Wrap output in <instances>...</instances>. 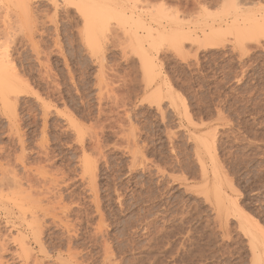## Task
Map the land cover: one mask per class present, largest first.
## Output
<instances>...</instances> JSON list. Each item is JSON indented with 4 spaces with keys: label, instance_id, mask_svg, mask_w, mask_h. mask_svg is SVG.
Returning <instances> with one entry per match:
<instances>
[{
    "label": "rangeland",
    "instance_id": "obj_1",
    "mask_svg": "<svg viewBox=\"0 0 264 264\" xmlns=\"http://www.w3.org/2000/svg\"><path fill=\"white\" fill-rule=\"evenodd\" d=\"M194 1L166 0L168 10L162 12V1L143 0L134 10L142 17L156 16L158 10L156 17L167 25L177 22L167 21L168 14L189 5L194 14L182 9L180 16L192 34L197 21ZM210 1L216 4L208 21L230 16L221 0ZM0 7L8 27L0 28V45L9 47L26 88L19 96L16 130L0 104V179L14 169L20 177L30 173L38 178L47 170L65 180L58 179L64 196L61 207L70 209L67 220L73 229L70 236L47 220V256L28 237L34 260L254 264L252 248L264 244V34L223 31L203 46L194 39L196 31L191 36L184 32L192 41L183 36V42L179 35L175 46V37L163 40V25L154 24V34L148 37L147 30L130 27L134 23L129 18H116L101 32L102 48L96 50L80 35L85 23L77 8L56 10L52 0H33L34 26H29L28 18H19L10 2ZM45 104L50 106L46 128ZM72 123L83 130L84 142ZM83 157L97 159L96 193L81 180ZM3 189L4 196L11 192ZM219 191L227 208L216 203ZM55 210L64 216V209ZM16 215L0 216L3 239H13L0 253L4 264L25 260L14 240L19 230L13 224H21ZM67 243L74 246L77 260L69 258ZM258 247L264 259V245Z\"/></svg>",
    "mask_w": 264,
    "mask_h": 264
},
{
    "label": "bare ground",
    "instance_id": "obj_2",
    "mask_svg": "<svg viewBox=\"0 0 264 264\" xmlns=\"http://www.w3.org/2000/svg\"><path fill=\"white\" fill-rule=\"evenodd\" d=\"M5 1L10 2V4L13 6V10L16 12V14H18V17L21 18L22 20H24L23 18L27 19L28 18V22H29V26H34L33 23V14H32V2L33 0H0V6L2 3H5ZM140 1L143 0H52V3L55 7L56 10H58L61 7H65L67 8H77V10L80 11L81 13V18L85 23V28L83 31H80V35L82 36L83 40H85L87 42V46L89 44V46L93 49L97 48L99 49V46L101 47L100 42H99V36L101 34V32H103L104 30H107L110 26V21L113 19L115 20H121L122 19H127L129 18L134 24L130 25L137 27V25L139 26V28H137L138 30L140 28H143L144 30H147L148 32L147 35L149 36H153V31H155V25L154 24H159L160 26L163 25L164 29L166 30V34L163 38L164 41H167L168 39H170V41L174 40L176 42H174V40L171 42V45L178 44L177 43V39L182 36L181 41H183L185 34L190 32V35L187 36H191L192 34L197 33L196 37L194 36V39L196 42H199L200 45L203 44L204 46V42L205 43H210V41L212 40L213 35L216 33H223L224 32H229L230 30H235L236 31H240L243 32L245 31V33H249V32H253V31H261V33L264 34V0H221L222 4L225 8L228 9V11L230 12V16L223 18L220 21H216L214 20L213 22L208 21V19L206 18V16L211 15V11L210 8L213 6V4L215 3V1L211 2L210 0H195L194 1V6H195V11L197 13L196 17H197V21L195 22V31L191 34V30L189 29V32L186 30V28L184 27V24H182V21H184L182 19V17L180 16L181 14V10L183 9V13H186L190 10V6L189 5H185L180 6L177 10H175V13H173L172 15L168 14V18L164 17L165 19L167 18V21L173 20L177 21L175 25H177V27L179 29H176L175 26H173L170 22L166 25L163 24V19H160V17H156L157 15H159L158 13L160 11H158L157 9H159L162 5H157L155 8H153L154 10H157V13L155 11V13L157 14L152 15L151 12L149 15H152L151 17H142L140 14L137 15L138 13L134 10L136 4ZM145 1H149L151 2H155V1H162L163 2V6L164 3L166 2V0H145ZM187 1V0H186ZM179 2V1H178ZM189 4V3H188ZM216 4V3H215ZM214 4V5H215ZM87 5V6H86ZM149 5V4H148ZM155 5V4H154ZM160 6V7H159ZM252 6V7H249ZM11 7V6H10ZM153 7V6H152ZM164 8H166L165 6L162 8H160V10L163 12ZM168 8V6H167ZM166 8V9H167ZM1 9V7H0ZM174 9V8H172ZM4 10V9H3ZM65 10V9H64ZM168 10V9H167ZM170 10V9H169ZM166 11V10H165ZM223 11V10H222ZM226 11V10H225ZM227 11V12H228ZM141 12V11H140ZM161 12V13H162ZM192 12V11H191ZM149 13V12H148ZM168 13V12H167ZM171 13V11H170ZM193 13V12H192ZM222 13V12H221ZM147 14V13H146ZM166 14V13H165ZM194 14V13H193ZM219 14V13H218ZM228 14V15H229ZM3 15V14H2ZM0 13V28L2 27V25L4 26L5 30L8 29V27L5 26V17L7 16H2ZM188 15V14H187ZM216 15V14H215ZM14 16V15H13ZM139 16V17H138ZM161 16V15H160ZM186 16V15H185ZM212 16V15H211ZM4 17V18H3ZM195 17V18H196ZM216 17V16H215ZM117 18V19H116ZM163 18V17H162ZM217 18V17H216ZM7 19V18H6ZM68 19L70 20V18L68 17ZM182 19V20H181ZM8 20V19H7ZM16 20H14L15 22ZM71 21V20H70ZM188 21V20H187ZM186 21V22H187ZM20 22V19H19ZM27 22V23H28ZM116 22V21H115ZM124 22V21H123ZM185 22V21H184ZM183 22V23H184ZM117 23V22H116ZM120 23V22H119ZM9 24V23H8ZM118 24V23H117ZM125 26V22L123 23ZM186 24V23H185ZM12 25V24H11ZM18 25V24H17ZM67 25V24H66ZM71 25V24H70ZM127 25V24H126ZM16 26V25H15ZM113 25H111L112 27ZM128 26V25H127ZM159 26V29H160ZM190 26V25H189ZM188 26V27H189ZM42 27V26H41ZM115 27V26H114ZM119 27V26H118ZM158 27V26H157ZM187 27V25H186ZM27 28V27H26ZM31 28V27H30ZM28 27V29L31 31ZM43 28V27H42ZM110 29V28H109ZM3 30V29H2ZM28 30V32H30ZM33 30V29H32ZM130 30V28H129ZM132 30V29H131ZM130 30V31H131ZM135 30V29H134ZM141 30V29H140ZM143 30V31H144ZM193 30V29H192ZM77 31V30H76ZM117 31V30H116ZM156 31H158V29H156ZM163 29H162V33H163ZM247 31V32H246ZM33 32V31H31ZM35 32V31H34ZM108 32V31H107ZM115 32V31H114ZM159 32V31H158ZM185 32V34H184ZM237 32V34H238ZM1 30H0V35H1ZM77 33V32H76ZM135 33V32H134ZM149 33V34H148ZM230 33V32H229ZM243 32V34H245ZM5 34V33H4ZM3 34V35H4ZM42 34V33H41ZM184 34V35H182ZM240 34V33H239ZM25 35V34H24ZM30 35V34H29ZM44 35V34H43ZM146 35V36H147ZM180 35V36H179ZM247 35V34H245ZM249 35V34H248ZM5 36V35H4ZM31 36V35H30ZM33 33H32V37H33ZM41 36V35H40ZM45 36V35H44ZM104 36V35H103ZM117 36V35H116ZM144 36V35H143ZM144 36V37H146ZM177 36V37H176ZM179 36V37H178ZM187 36H185V38H187V40L192 41L190 38H188ZM7 37V36H6ZM114 37V36H113ZM146 37V39H151L152 37L148 38ZM169 37V38H168ZM248 37V36H247ZM14 38V37H13ZM143 39V37H141ZM141 38H138V41L141 40ZM161 38V37H160ZM165 38V39H164ZM211 38V40H210ZM5 39V38H4ZM30 39V37H29ZM115 39V38H114ZM145 39V38H144ZM3 40V39H2ZM26 40V39H25ZM34 40V39H33ZM32 40V41H33ZM56 40V39H55ZM104 40V39H103ZM137 40V38H136ZM209 40V41H208ZM5 41V40H4ZM31 41V39H30ZM137 41V42H138ZM155 41V40H154ZM186 41V40H184ZM183 41V42H184ZM7 42V41H6ZM34 42V41H33ZM162 42V41H161ZM169 42V41H168ZM182 42V43H183ZM155 43V42H154ZM181 43V44H182ZM195 43V42H194ZM198 43V44H199ZM6 44V43H5ZM35 43H33L34 45ZM138 44V43H137ZM169 44V43H168ZM141 45V44H140ZM138 45V46H140ZM183 45V44H182ZM206 45V44H205ZM15 46V44H14ZM59 46V45H58ZM174 46V47H175ZM196 46V45H195ZM208 46V45H207ZM32 47V46H31ZM173 47V46H172ZM206 47V46H205ZM9 47L7 46H3L0 45V104L3 108L4 113H7L9 115V121L11 123L10 126L15 127L14 129L16 130V126H17V108H18V101H19V96L25 92L26 88L24 89V82L22 81V75L20 70L17 68V65L15 64L14 60L11 59V54L8 50ZM58 48V47H57ZM102 48V47H101ZM179 47L177 46L176 49H178ZM17 49V48H16ZM31 49V48H30ZM33 49V48H32ZM60 49V48H59ZM90 49V48H89ZM180 49V48H179ZM61 50V49H60ZM101 50V49H99ZM34 51V50H33ZM44 51V50H43ZM96 52V51H94ZM36 53V52H35ZM44 54V53H43ZM58 54V53H57ZM19 56V55H18ZM62 56V55H61ZM33 57V56H32ZM39 61V60H38ZM23 62V61H22ZM34 62V61H33ZM105 62V61H104ZM42 64V63H40ZM45 64V63H44ZM106 64V63H105ZM43 67V66H42ZM52 68V67H51ZM151 69V68H150ZM153 69H151L152 71ZM48 71V70H47ZM53 73V72H52ZM154 72L152 71L151 74H153ZM149 74V73H148ZM47 75V74H46ZM57 76V75H56ZM26 79V78H25ZM97 79V78H96ZM74 80V79H73ZM85 80V78H84ZM54 81V80H53ZM57 81V79H56ZM70 82V81H69ZM33 83V82H32ZM83 83V82H82ZM34 85V84H33ZM56 85V84H55ZM100 85V84H99ZM46 86V85H45ZM52 87V86H51ZM78 87V86H77ZM98 87V86H97ZM111 88V87H110ZM57 89V88H56ZM109 89V88H108ZM114 90V89H113ZM37 91V90H36ZM59 91V90H58ZM78 91V90H77ZM29 92V91H28ZM111 92V91H110ZM27 93V91H26ZM98 93V92H97ZM97 95V94H96ZM83 96V95H82ZM98 96V95H97ZM96 96V97H97ZM101 97V96H100ZM161 97V96H160ZM84 98V97H83ZM104 98V97H103ZM111 98V97H110ZM126 98V97H125ZM124 98V99H125ZM158 98V97H157ZM118 99V97H117ZM116 99V101H117ZM55 100V99H54ZM115 100V99H114ZM126 100V99H125ZM64 101V100H62ZM123 101V100H122ZM87 102V101H86ZM121 102V101H120ZM61 103V102H60ZM158 103V101H157ZM124 104V103H123ZM158 105V104H157ZM44 128L47 127V123H48V116H49V105L45 104L44 105ZM112 106V105H111ZM110 106V107H111ZM119 106V105H118ZM117 106V108H118ZM125 107V106H124ZM31 108V107H30ZM86 108V107H85ZM114 108V107H113ZM127 108V107H126ZM66 109H68L66 107ZM125 109V108H124ZM53 110V109H52ZM122 110V109H120ZM129 110V109H128ZM48 111V112H47ZM69 111V110H68ZM78 111V110H77ZM130 111V110H129ZM23 112V111H22ZM34 112V111H32ZM72 112V111H71ZM76 112V111H75ZM91 112V111H90ZM118 112V111H116ZM121 113V112H120ZM130 113V112H129ZM56 114V113H55ZM72 114V113H71ZM128 114V113H127ZM1 115V114H0ZM65 115V114H64ZM67 117V116H66ZM100 117V115H99ZM126 118V117H125ZM128 118V117H127ZM6 119V118H5ZM134 119V118H133ZM123 120V119H122ZM40 121V120H39ZM99 122V121H98ZM115 122V121H114ZM94 123V122H93ZM96 123V122H95ZM94 123V124H95ZM100 123V122H99ZM116 123V122H115ZM73 124V123H72ZM71 124V125H72ZM117 124V123H116ZM120 124V123H119ZM74 125V124H73ZM76 125V124H75ZM73 127V129L76 130L77 132V136L79 138V140H83V130L76 125ZM102 125V124H101ZM100 125V127H101ZM122 127V124H120ZM52 126V125H51ZM79 127V128H78ZM113 127V126H112ZM103 128V127H102ZM101 128V129H102ZM42 129V128H41ZM62 131V130H61ZM90 131V130H89ZM123 131V130H122ZM139 131V130H138ZM12 132V131H11ZM44 132V131H43ZM91 132V131H90ZM102 132V131H101ZM138 133V132H137ZM25 134V133H24ZM90 134V133H89ZM132 134V132H131ZM215 135V134H214ZM87 136V135H86ZM133 136V135H132ZM93 137V136H92ZM121 137V136H120ZM128 137V136H127ZM27 138V137H26ZM126 138V137H124ZM129 138V137H128ZM133 138V137H131ZM140 138V137H139ZM85 139V137H84ZM95 139V138H94ZM92 140V139H91ZM127 140V139H126ZM78 141V139H77ZM125 141V139H124ZM129 141V140H128ZM18 142V141H17ZM82 142V141H81ZM84 142V140H83ZM129 143V142H128ZM44 144V143H43ZM46 144V143H45ZM135 144V143H134ZM24 145V144H23ZM7 148V147H6ZM97 149V148H96ZM24 150V149H22ZM21 150V151H22ZM101 150V149H100ZM85 151V150H84ZM24 152V151H23ZM93 152V151H92ZM91 152V153H92ZM96 152V151H95ZM26 153V152H25ZM99 153V151H98ZM97 153V154H98ZM133 153V152H132ZM30 154V153H29ZM83 154H85L83 152ZM135 155V154H134ZM99 157V156H98ZM102 157V155H101ZM96 159V157L94 158ZM23 160V158H22ZM97 160V159H96ZM96 160H92L89 159L87 157H83V159L81 160V163L79 164V168L81 170V180L83 179L84 181H86V183H88V188H90V191L93 192L95 191L94 188H97L95 186L94 183V178L95 176H97L96 174H94L95 167L97 164H95L94 162H96ZM100 160V159H99ZM98 160V161H99ZM20 161V160H19ZM47 161V160H46ZM93 161V162H92ZM18 162V160H17ZM29 162V161H28ZM20 163H23L20 162ZM48 163V162H47ZM97 163V162H96ZM202 163V162H201ZM4 165V164H3ZM20 165V164H19ZM24 165V163H23ZM6 166V165H5ZM1 167V166H0ZM30 168V167H29ZM28 168V169H29ZM36 168V167H35ZM39 168V167H38ZM98 168V167H97ZM4 169V168H3ZM7 169V168H5ZM10 169V168H9ZM47 169V168H46ZM205 169V167H204ZM26 170V168L24 169ZM41 170V169H40ZM62 170V169H61ZM60 170V171H61ZM75 170V169H74ZM97 170V169H96ZM206 170V169H205ZM9 171V170H8ZM11 171V170H10ZM204 171V170H203ZM4 172V170H3ZM16 171H14L12 174H10L11 176L5 177L3 176L2 179H0V216H2L3 213L6 214V217L8 219H13V217L16 215V218H18V220H20V223L18 227L16 223L13 224V227H17V229L19 230V236L18 239L15 237V242H17L19 244V249H20V254H22L25 257V260L23 262V264H40L38 262V260H34V256H33V249L31 248V245L29 244L28 241V237L32 236V240L35 241V244L39 247V252L43 255H48V245H46V242L44 241V234H45V230L48 228L47 224V220L51 219L52 220V224L58 226L59 228L63 229L66 231V233H68L69 235L72 233L73 229L72 226L70 225L71 223H69V221L67 220V217L70 209L66 210L67 207L63 206L61 207V205H63V197H62V193L60 192V187L59 184L65 183L63 181L65 180H61L59 177L58 179H60V181L58 179H56L53 175H49L47 170L46 172H42L41 176H39L38 178H35L33 175H27L24 177H20ZM26 172V171H25ZM206 172V171H204ZM11 173V172H10ZM14 173V174H13ZM32 173V172H31ZM214 173V172H213ZM9 175V173H7ZM24 174V173H23ZM34 174V173H33ZM38 174V173H37ZM40 174V172H39ZM63 175V174H62ZM35 179H34V178ZM37 177V176H36ZM206 177V176H205ZM97 178V177H96ZM78 179V178H77ZM75 180V179H74ZM60 182V183H59ZM74 183V182H73ZM85 183V182H84ZM85 183V184H86ZM207 184V183H206ZM84 185V184H83ZM97 185V184H96ZM86 186V185H85ZM3 188H7L9 189L11 192L7 195L4 196V189ZM231 188V187H230ZM232 189V188H231ZM230 189V190H231ZM97 190V189H96ZM218 190L216 189V192ZM233 191V190H232ZM73 192V191H72ZM97 191H95L94 193H96ZM215 192V193H216ZM61 193V194H60ZM91 195V194H90ZM85 196V195H84ZM89 196V195H88ZM96 196V195H95ZM207 197V196H206ZM218 197V201L216 202L219 205L218 207H220V209L226 207L227 208V200L225 198H223V196L220 194V191L217 195ZM98 199V198H97ZM226 200V201H225ZM92 202V201H91ZM99 203V202H98ZM101 203V202H100ZM75 204V203H74ZM73 206V205H72ZM75 206V205H74ZM81 206V205H80ZM55 208H60L63 211L64 216L62 217V215L59 216V213L57 210H55ZM101 209V208H100ZM55 210V211H54ZM75 210V209H74ZM95 210V209H94ZM80 211V210H79ZM79 213V212H78ZM61 214V213H60ZM98 214V213H97ZM228 214V210L226 212V216ZM238 214V213H237ZM103 215V214H102ZM230 215V213H229ZM228 215V216H229ZM13 216V217H12ZM100 216V215H99ZM105 216V215H104ZM231 216V215H230ZM83 217V216H82ZM80 218V217H79ZM17 220V221H18ZM58 220V222H57ZM91 220V219H89ZM11 221V220H10ZM71 221V219H70ZM75 221V220H74ZM79 221V220H78ZM89 222V221H88ZM11 223L8 221V224ZM13 223V222H12ZM90 223V222H89ZM7 224V225H8ZM59 224V225H58ZM73 224V223H72ZM6 225V226H7ZM99 225V224H98ZM104 228V227H103ZM13 229V228H12ZM3 230V229H2ZM15 230V229H14ZM94 230V229H93ZM12 231V230H11ZM102 231V230H101ZM107 231V229H106ZM83 232V231H82ZM95 232V231H94ZM4 233V232H3ZM50 233V232H49ZM2 233H0V253L1 255L3 253H5L7 251V246L6 245V241L3 239V236L1 235ZM17 234V233H16ZM79 234V233H78ZM95 235V233H93ZM7 235V234H6ZM71 236V235H70ZM7 238V236H4ZM69 236H67V238L65 240L68 239ZM262 237V236H261ZM5 238V239H6ZM58 238V237H57ZM65 238V237H64ZM70 239V238H69ZM72 239V238H71ZM256 239V238H255ZM260 239V238H259ZM10 240L13 239H9L8 243ZM74 240V239H73ZM108 240V239H107ZM258 240V238H257ZM264 241V237L263 239H260ZM62 241V240H61ZM60 241V242H61ZM102 241V240H101ZM71 243L73 241H68ZM99 242V241H98ZM7 243V244H8ZM11 243V242H10ZM101 243V242H100ZM106 243V242H105ZM261 243V242H260ZM259 245H264V244H260ZM68 244V243H67ZM15 245V244H14ZM55 245V244H54ZM70 244H68V252L67 254L70 255L69 258H75L72 260H77L76 256L77 253H75L73 251V247H71ZM259 245H255L253 246V250H254V257L255 259L254 264H264V259L260 256L259 252ZM48 246V247H47ZM60 246V245H59ZM85 246V245H84ZM67 247V246H66ZM257 247V248H256ZM58 248V247H57ZM17 249V248H16ZM61 250V249H60ZM59 250V251H60ZM16 251V250H15ZM14 251V252H15ZM77 251V249H76ZM78 252V251H77ZM81 252V251H80ZM59 253V252H58ZM79 253V252H78ZM61 255V254H60ZM22 256V258H23ZM72 256V257H71ZM74 256V257H73ZM62 257V256H61ZM83 257V256H82ZM60 258V257H59ZM85 258V256H84ZM0 264H4L2 256H0ZM58 260V259H57ZM66 259H64L65 261ZM82 260V259H81ZM6 261V260H5ZM52 261V260H51ZM61 261H63V259H61ZM33 262V263H32ZM47 262V261H45ZM78 263V261H76ZM10 263V262H9ZM43 263V262H42ZM61 263V262H60ZM68 261L66 260V263L63 264H67ZM82 263V262H81ZM51 264V263H50ZM53 264V263H52ZM69 264V263H68Z\"/></svg>",
    "mask_w": 264,
    "mask_h": 264
}]
</instances>
